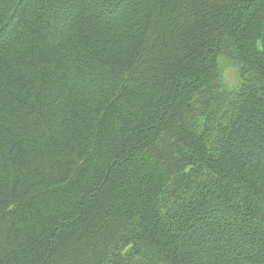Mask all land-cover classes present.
<instances>
[{"label":"trees","instance_id":"1","mask_svg":"<svg viewBox=\"0 0 264 264\" xmlns=\"http://www.w3.org/2000/svg\"><path fill=\"white\" fill-rule=\"evenodd\" d=\"M0 264H264V0H0Z\"/></svg>","mask_w":264,"mask_h":264},{"label":"rangeland","instance_id":"2","mask_svg":"<svg viewBox=\"0 0 264 264\" xmlns=\"http://www.w3.org/2000/svg\"><path fill=\"white\" fill-rule=\"evenodd\" d=\"M226 77H227L229 80H231V79L233 78V75H232L231 73H227V74H226Z\"/></svg>","mask_w":264,"mask_h":264}]
</instances>
